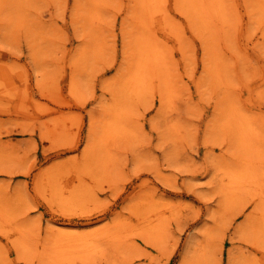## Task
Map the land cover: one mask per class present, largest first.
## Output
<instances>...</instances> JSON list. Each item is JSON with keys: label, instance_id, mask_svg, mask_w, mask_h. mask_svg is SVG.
Here are the masks:
<instances>
[{"label": "rangeland", "instance_id": "rangeland-1", "mask_svg": "<svg viewBox=\"0 0 264 264\" xmlns=\"http://www.w3.org/2000/svg\"><path fill=\"white\" fill-rule=\"evenodd\" d=\"M263 177L264 0H0V264H264Z\"/></svg>", "mask_w": 264, "mask_h": 264}, {"label": "bare ground", "instance_id": "bare-ground-1", "mask_svg": "<svg viewBox=\"0 0 264 264\" xmlns=\"http://www.w3.org/2000/svg\"><path fill=\"white\" fill-rule=\"evenodd\" d=\"M250 166V165H249ZM250 172H251V175H250V177H251V180H250V184H256V183H260L261 182V180H262V178H259V173H258V175L256 174L258 171H256V169H255V172H254V169L250 166ZM253 169V170H252ZM259 172H260V170H259ZM261 174V173H260ZM264 178V177H263ZM263 182V181H262ZM256 185H258V184H256ZM254 187H255V185H254ZM262 194V193H261Z\"/></svg>", "mask_w": 264, "mask_h": 264}, {"label": "snow or ice", "instance_id": "snow-or-ice-1", "mask_svg": "<svg viewBox=\"0 0 264 264\" xmlns=\"http://www.w3.org/2000/svg\"><path fill=\"white\" fill-rule=\"evenodd\" d=\"M182 264H192V261L186 257L185 260L182 261Z\"/></svg>", "mask_w": 264, "mask_h": 264}]
</instances>
